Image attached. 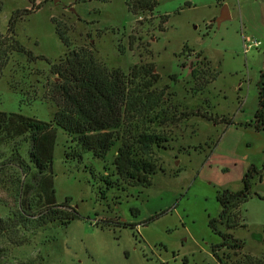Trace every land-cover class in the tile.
Listing matches in <instances>:
<instances>
[{"label":"rangeland","instance_id":"rangeland-1","mask_svg":"<svg viewBox=\"0 0 264 264\" xmlns=\"http://www.w3.org/2000/svg\"><path fill=\"white\" fill-rule=\"evenodd\" d=\"M128 1L0 0V34L17 12L15 38L33 55L55 63L66 53L55 32L59 25L72 48L91 47L108 69L126 74L133 65L151 63L159 77L156 89L167 105H178L179 111L207 110L229 117L234 125L180 119L167 129L170 148L155 152L162 170L150 186L112 188L104 199L96 178L111 157L107 162L90 153L81 162L67 158L70 143L57 128L51 162L55 200L70 199L78 216L65 227L44 229L14 222L9 231H0L1 264H220L210 246L221 238L207 225L219 214L216 191L239 190L246 169L264 163V131L258 134L238 124L253 121L248 106L264 73V33L240 26L238 0H155L152 12L136 13L128 10ZM226 10L228 18L218 22ZM241 35L261 45L244 52ZM192 68L199 74L194 79ZM213 75L203 93L194 94ZM53 80L45 61L27 62L13 54L0 75V112L51 121ZM15 140H0V224L14 217L16 185L29 182L12 156L13 145L21 143V138ZM26 148L20 146L23 158ZM258 181L253 179L252 192L264 197V177ZM238 221L229 233L244 243L242 253L259 256L264 200L249 198L240 206ZM223 254L235 258L232 252Z\"/></svg>","mask_w":264,"mask_h":264},{"label":"trees","instance_id":"trees-1","mask_svg":"<svg viewBox=\"0 0 264 264\" xmlns=\"http://www.w3.org/2000/svg\"><path fill=\"white\" fill-rule=\"evenodd\" d=\"M127 5L132 13L140 10L152 12L157 1L129 0ZM17 18L19 15L14 12L6 33L0 34V75L13 54L24 56L27 62L45 61L54 77L49 86V100L55 111L49 122L19 113L0 112V140L16 142L15 139L21 138L20 145L14 144L11 152L16 167L29 178L28 183L16 185L18 205L14 217L0 224L1 232L9 231L14 222L34 229L53 224L65 227L78 216L70 199L66 198L61 204L55 200L51 162L57 128L68 137L67 158L81 162L83 155L90 153L94 159L107 162L111 157L109 167L105 164L103 173L96 178L101 183L99 193L104 199L112 188L150 186L152 176L162 170L155 152L170 148L167 129L180 119L192 116L215 125H234L230 118L212 115L207 110L179 111L178 105H167L163 92L156 89L159 77L151 63L133 65L126 74L119 69H108L95 58L91 47L72 48L59 25L55 24V32L66 48L64 56L55 63L35 56L15 38ZM203 60L207 61L205 57ZM190 75L194 79L199 74L192 68ZM212 79L214 75L210 81L197 85L194 94L203 93ZM256 90L257 107L253 121L239 125L262 132L264 73L260 74ZM23 144L27 147L24 158L20 155ZM263 177L264 163L260 167L250 165L241 179L239 190L216 191L219 214L216 218H209L207 225L221 238L220 243L210 246L211 255L220 264H264V248L259 256L242 253L244 243L229 233L240 225L239 209L243 203L253 195L264 200L252 192L253 179L261 181ZM221 251L232 252L235 258L231 260L228 255H219ZM2 254L4 251L0 248V264Z\"/></svg>","mask_w":264,"mask_h":264},{"label":"crops","instance_id":"crops-1","mask_svg":"<svg viewBox=\"0 0 264 264\" xmlns=\"http://www.w3.org/2000/svg\"><path fill=\"white\" fill-rule=\"evenodd\" d=\"M237 18L240 23V26L243 25L245 31L246 30L248 31V27H246V25H248L249 27L252 26L256 32L263 34L264 33V0H238ZM242 37L243 35H241V38ZM244 103L241 102V107L239 111H242V107H244ZM256 107H257V92L255 98L251 100L248 106L249 118L250 117L253 118ZM238 124H244V123L242 121H239ZM226 127L228 128L231 126H226ZM258 182L260 183L261 181Z\"/></svg>","mask_w":264,"mask_h":264},{"label":"built area","instance_id":"built-area-1","mask_svg":"<svg viewBox=\"0 0 264 264\" xmlns=\"http://www.w3.org/2000/svg\"><path fill=\"white\" fill-rule=\"evenodd\" d=\"M260 45H261V43L257 40L249 38L248 36L242 37V46H243L244 52H246L250 48H258Z\"/></svg>","mask_w":264,"mask_h":264},{"label":"water","instance_id":"water-1","mask_svg":"<svg viewBox=\"0 0 264 264\" xmlns=\"http://www.w3.org/2000/svg\"><path fill=\"white\" fill-rule=\"evenodd\" d=\"M227 18H228V12L226 10L223 14H221L220 18L217 21L220 22V21H223Z\"/></svg>","mask_w":264,"mask_h":264}]
</instances>
